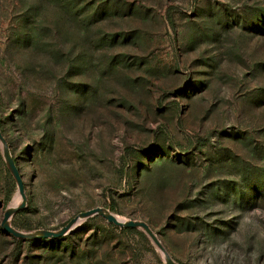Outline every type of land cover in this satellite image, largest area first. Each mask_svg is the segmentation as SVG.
<instances>
[{"label": "rangeland", "instance_id": "374dc122", "mask_svg": "<svg viewBox=\"0 0 264 264\" xmlns=\"http://www.w3.org/2000/svg\"><path fill=\"white\" fill-rule=\"evenodd\" d=\"M0 131L18 231L103 208L178 264H264V0H0ZM0 264H166L97 216L2 229Z\"/></svg>", "mask_w": 264, "mask_h": 264}, {"label": "water", "instance_id": "95a60500", "mask_svg": "<svg viewBox=\"0 0 264 264\" xmlns=\"http://www.w3.org/2000/svg\"><path fill=\"white\" fill-rule=\"evenodd\" d=\"M0 142L3 147L4 159L6 161V164L8 166V169L11 175L13 176V178L15 179L17 183L18 192L21 197L20 205L16 209H11V208L7 209L4 214V218H3L1 226H2V229L6 233H8L9 235L19 240L34 241V240L61 239L73 233L78 227H80L87 220L100 216L106 219L110 224H113L116 227H119L120 229H137V230L143 231L145 234H147L152 239L155 245L163 253L166 264H178L169 255L165 247L162 245V243L160 242L158 237L155 235V233L151 230L148 224L144 222H138V221H121L115 215L109 213L107 210L103 208H97L94 210H90V211H86V212L78 214L75 218H73L69 223H67L63 228H61L58 231L40 230L36 233H24V232H21L15 229L11 224L13 217L17 214V212L27 207V197L25 194V185H24L23 178L20 174L19 168L17 166V163L1 131H0Z\"/></svg>", "mask_w": 264, "mask_h": 264}, {"label": "bare ground", "instance_id": "6f19581e", "mask_svg": "<svg viewBox=\"0 0 264 264\" xmlns=\"http://www.w3.org/2000/svg\"><path fill=\"white\" fill-rule=\"evenodd\" d=\"M20 203H21V197L15 199V201L13 202V204L11 206V209H16L20 205ZM118 219L121 220V221H124V220H122L120 218H118Z\"/></svg>", "mask_w": 264, "mask_h": 264}, {"label": "trees", "instance_id": "16d2710c", "mask_svg": "<svg viewBox=\"0 0 264 264\" xmlns=\"http://www.w3.org/2000/svg\"><path fill=\"white\" fill-rule=\"evenodd\" d=\"M125 231L126 232H132V233H134V232H139L140 233V231L137 230V229H126Z\"/></svg>", "mask_w": 264, "mask_h": 264}]
</instances>
